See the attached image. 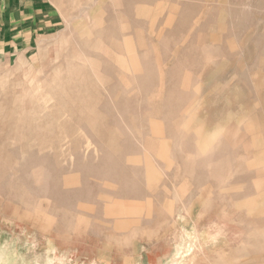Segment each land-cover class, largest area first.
I'll use <instances>...</instances> for the list:
<instances>
[{
	"label": "rangeland",
	"instance_id": "1",
	"mask_svg": "<svg viewBox=\"0 0 264 264\" xmlns=\"http://www.w3.org/2000/svg\"><path fill=\"white\" fill-rule=\"evenodd\" d=\"M29 1L35 2L33 7L38 11L30 16L40 24L29 30L30 36H24L29 37L25 46H0V264H264V0ZM112 3L120 8L115 9ZM194 20L198 22L192 23ZM124 22L131 31L122 25ZM119 42L122 47H117ZM145 57L150 61L146 60V65ZM117 59L120 66L122 60L121 67ZM185 59L190 62L187 64ZM142 67L151 78L145 77L148 74L144 75ZM118 68L122 73L125 69L126 75ZM132 74L144 75V81ZM104 78L112 82L107 84ZM102 80L106 86L100 85ZM128 84L130 88L125 90ZM152 125L157 133L151 130ZM160 129L163 136H155L160 135ZM126 143L132 145L122 150ZM31 149L39 156L35 154L33 159L41 165L32 160ZM21 156L26 163L19 160ZM36 165L42 167V175ZM12 167L20 168L16 171L20 170L21 175H15ZM33 170L39 172L34 173L36 178ZM24 171L34 175L35 179L31 178L35 181L28 176L24 180ZM155 174L159 175L154 178ZM38 176L43 179L40 184L36 183L41 180ZM256 178L262 179L256 182ZM112 179L118 181L111 183ZM121 185L127 188L123 191ZM196 185L200 187L196 189ZM142 193L145 202L140 198ZM69 195L80 199L77 197L73 205L75 200ZM59 197L63 198L61 203L54 200ZM94 197L99 201L98 208ZM95 207L101 213L94 211ZM255 212L257 215H253Z\"/></svg>",
	"mask_w": 264,
	"mask_h": 264
},
{
	"label": "bare ground",
	"instance_id": "2",
	"mask_svg": "<svg viewBox=\"0 0 264 264\" xmlns=\"http://www.w3.org/2000/svg\"><path fill=\"white\" fill-rule=\"evenodd\" d=\"M117 1H118V0H117ZM140 1H141V0H140ZM140 1L138 0L137 2H140ZM145 1H146V0H145ZM145 1H144V2H145ZM166 1H167V0H166ZM123 2H125V1L123 0ZM133 2H134V1H133ZM156 2H158V1H156ZM160 2H161V1H160ZM160 2H158V4H159ZM162 2H163V1H162ZM115 3H116V2H115ZM119 3H120V2H119ZM127 3H128V2H127ZM129 3H130V2H129ZM147 3H148V2H147ZM147 3H146V4H147ZM168 3H169V2H168ZM112 4H113V3H112ZM117 4H118V3H117ZM117 4H116V5H117ZM144 4H145V3H144ZM144 4H143V5H144ZM240 4H241V3H240ZM128 5H129V4H128ZM132 5H133V4H132ZM143 5H142V7H143ZM150 5H151V4H150ZM113 6H114L115 9L120 8L119 5H117V7H115V4H113ZM153 6H154V5H153ZM168 7H169V6H168ZM175 7H176V6H175ZM177 9H178V8H177ZM187 10H188V9H187ZM149 11H150L149 13H151V9H149ZM183 11H184V10H183ZM225 11H226V10H225ZM239 11H240V10H239ZM133 12H134V10H133ZM198 12H199V14H200V11H199V10H198ZM229 12H230V11H229ZM241 12H242V11H241ZM130 13L132 14L131 11H130ZM142 13H144V12H142ZM142 13H141V16H142ZM146 13H148V9L146 10ZM181 13H182V12H181ZM220 13H221V12H220ZM238 13H239V12H238ZM170 14H171V13H170ZM187 14H188V13H187ZM199 14H198V16H199ZM225 14H226V13H225ZM114 15H115V14H114ZM132 15H133V14H132ZM134 15H135V14H134ZM223 15H224V14H223ZM223 15H222V16H223ZM238 15H239V14H238ZM240 15H241V14H240ZM172 16H174V15L172 14ZM177 16H178V15H177ZM183 16H184V15H183ZM195 16H196V15H195ZM250 16H251V15H250ZM147 17H148V16H147ZM181 17H182V16H181ZM187 17H188V16H187ZM140 18H141V17H140ZM178 18H179V17H178ZM185 18H186V17H185ZM134 19H137V18H134ZM155 19H156V18H154V21H156ZM164 19H165V18H164ZM195 19H197V18H195ZM199 19H200V18H199ZM205 19H206V18H205ZM205 19H204V20H205ZM231 19H233V18H231ZM249 19H250V18H249ZM249 19H248V20H249ZM126 20H127V18H126ZM152 20H153V19H152ZM152 20H151V21H152ZM183 20H184V19H183ZM190 20H191V18H190ZM204 20H203V21H204ZM109 21H110V20H109ZM109 21H108V22H109ZM144 21H146V20H144ZM147 21H148V20H147ZM168 21H169V19H168ZM195 21H196V20L192 21V23H194ZM117 22H119V21H117ZM126 22H128V21H126ZM126 22H124L125 25H124V24H122V25H123V26H126V25H127ZM152 22H153V21H152ZM163 22H164V21H163ZM165 22H166V21H165ZM179 22H180V19H179ZM196 22H198V21H196ZM196 22H195V24H196ZM200 22H201V21H200ZM114 23H115V21H114ZM166 23H167V22H166ZM243 23H244V22H243ZM167 24H168V23H167ZM178 24H179V23H178ZM199 24H200V23H199ZM199 24H198L197 27H199ZM230 24H231V23H230ZM246 24H247V23H246ZM246 24H245V26H246ZM118 25H119V24H118ZM120 25H121V24H120ZM120 25H119V26H120ZM122 25H121L120 27H122ZM185 25H186V24H185ZM185 25H184V26H185ZM190 25H191V24H190ZM240 25H241V24H240ZM104 26H105V25H104ZM119 26H118V27H119ZM192 26H193V25H192ZM195 26H196V25H195ZM224 26H225V25H224ZM127 27H128V29L130 28V26H128V25H127ZM173 27H174V26H173ZM193 27H194V26H193ZM226 27H227V26H226ZM117 29H118V28H117ZM119 29H120V28H119ZM122 29H123V31L126 30V29H124V27H122L121 30H122ZM182 29H183V28H182ZM190 29H191V28H190ZM203 29H204V28H203ZM241 29H242V28H241ZM244 29H246V28H244ZM101 30H102V29H101ZM129 30H130V29H129ZM168 30H170V29H168ZM193 30H194V29H193ZM199 30H200V28H199ZM223 30H224V29H223ZM119 31H120V30H119ZM130 31H131V30H130ZM130 31H129V33H130ZM133 31H135V30L133 29ZM179 31H180V30H179ZM187 31H188V30H187ZM195 31H196V30H195ZM195 31H194V32H195ZM243 31H244V30H243ZM100 32H101V31H100ZM103 32H104V31H103ZM158 32H159V31H158ZM167 32H168V31H167ZM188 32H189V31H188ZM192 32H193V31H192ZM197 32H198V31H197ZM241 32H242V31H241ZM124 33H126V32H124ZM154 33H156V32H154ZM161 33H162V32H161ZM163 33H164V32H163ZM172 33H173V32H172ZM198 33H199V32H198ZM220 33H221V32H220ZM263 33H264V32H263ZM119 34L121 35V32H120ZM136 34H137V33H136ZM157 34H158V33H156L155 36H157ZM164 34H165V33H164ZM191 34H192V33H191ZM225 34H226V33H225ZM100 35H101V33H100ZM159 35H160V34H159ZM166 35H167V34H165V36H166ZM176 35H177V34H176ZM239 35H240V34H239ZM260 35H261V34H260ZM102 36H103V35H102ZM108 36H109V35H108ZM170 36H171V35H170ZM174 36H175V35H174ZM189 36H190V35H189ZM225 36H227V35H225ZM228 36H229V35H228ZM236 36H238V35H236ZM261 36H263V35H261ZM112 37H113V36H112ZM120 37H121V36H120ZM122 37H125V36L122 35ZM152 37H153V36H152ZM161 37H162V35H161ZM161 37H160V38H161ZM177 37H178V35H177ZM177 37H175V38H176V39H179V38H177ZM191 37H192V36H191ZM191 37H190V38H191ZM222 37H223V36H222ZM240 37H241V36H240ZM240 37H239V38H240ZM263 37H264V36H263ZM149 38H150V37H149ZM154 38H155V37H154ZM158 38H159V37H158ZM237 38H238V37H237ZM110 39L116 41V40L113 39V38H110ZM180 39H181V38H180ZM220 39H221V38H220ZM220 39H219V40H220ZM258 39H259V37H257L256 40H258ZM112 40H111V41H112ZM119 40H120V39H119ZM159 40H160V39H159ZM235 40H236V39H235ZM107 41H108V40H107ZM114 41H113V42H114ZM121 41H122V39H121ZM121 41H120V42H121ZM182 41H183V39H182ZM239 41H240V40H239ZM242 41H243V38H242ZM242 41H241V42H242ZM113 42H110V43H113ZM116 42H117V41H116ZM120 42H119V43H120ZM158 42H159V41L157 40V43H158ZM173 42H174V40H173ZM179 42H180V40H179ZM184 42H185V40H184ZM187 42H188V41H187ZM187 42H186V43H187ZM191 42H192V39H191V41H190L189 43H191ZM193 42H194V41H193ZM219 42H220V41H219ZM221 42H222V41H221ZM110 43H109V44H110ZM121 43H122V42H121ZM121 43L119 44L120 46H117V47H122V46H121ZM159 43H160V42H159ZM180 43H181V42H180ZM224 43H225V42H224ZM115 44H117V43H115ZM222 44H223V43H222ZM237 44H238V42H237ZM191 45H192V43H191ZM191 45H190V47H191ZM217 45H218V44H217ZM229 45H230V44H229ZM240 45H241V44H240ZM254 45H255V44H254ZM112 46L115 47V46H114V43H113ZM112 46H110V47L113 48ZM167 46H168V45H167ZM171 46H173V45H171ZM179 46H180V44H179ZM197 46H198V45H197ZM197 46H196V48H197ZM236 46H237V45H236ZM252 46H253V45H252ZM165 47H166V46H165ZM218 47H219V46H218ZM224 47H225V46H224ZM237 47H238V46H237ZM258 47L261 48V46H258ZM194 48H195V47H194ZM196 48H195V49H196ZM200 48H201V47H200ZM206 48H208V47H206ZM212 48H213V47H212ZM214 48H215V47H214ZM238 48H239V47H238ZM106 49H107V48H106ZM135 49H136V48H135ZM164 49H166V48H164ZM168 49H169V48H168ZM228 49H230V48H228ZM231 49H232V48H231ZM257 49H258V48H257ZM113 50H115V48H114ZM119 50H120V49H119ZM180 50H181V49H180ZM183 50H184V49H183ZM196 50H197V49H196ZM196 50H195V51H196ZM199 50H200V49H199ZM199 50H198V51H199ZM210 50L212 51L211 48H210ZM220 50H221V49H220ZM135 51H137V50H135ZM185 51H186V50H185ZM187 51H188V50H187ZM187 51H186V52H187ZM192 51H193V50H192ZM198 51H196V52H198ZM221 51H222V50H221ZM258 51H259V50H258ZM115 52H117L118 54H120V53H119L118 51H116V50H115ZM120 52H121V50H120ZM123 52H124V50H123ZM144 52H145V51H144ZM167 52H168V50H167ZM235 52H236V50H235ZM136 53H137V52H136ZM182 53H183V52H182ZM182 53H181V54H182ZM187 53H188V52H187ZM191 53H192V52H191ZM193 53H195V52L193 51ZM212 53H213V52H212ZM224 53H225V52H224ZM230 53H233V51L230 52ZM237 53H238V52H237ZM258 53H259V52H258ZM258 53H257V54H258ZM168 54H169V53H168ZM184 54H185V53H184ZM198 54L200 55L201 53H198ZM216 54H217V53H216ZM222 54H223V53H222ZM222 54H220V55H222ZM114 55H115V54H114ZM123 55H124V54H123ZM140 55H141V54H140ZM143 55H144V53H143ZM188 55H189V54H188ZM188 55H187V56H188ZM194 55H195V54H194ZM232 55H233V54H232ZM258 55H259V54H258ZM263 55H264V54H263ZM115 56H118V55H115ZM196 56H197V55H196ZM212 56H213V55H211V58H212ZM234 56H235V55H234ZM118 57H119V56H118ZM126 57H127V56H126ZM137 57L140 58L141 60L144 59V58H141V57H143V56H139V55H138ZM194 57H195V56H193V58H194ZM213 57H215V56H213ZM223 57H224V56H223ZM258 57H259V56H258ZM115 58H116V57H115ZM115 58H114V62H115V60H116ZM182 58H183V57H182ZM195 58H196V57H195ZM204 58H205V57H204ZM209 58H210V57H209ZM209 58H208V59H209ZM230 58H231V57H230ZM118 59H119V58H118ZM118 59H117V62H116V63H118ZM127 59H128V58H127ZM140 59H139V61H140ZM175 59H176V58H175ZM177 59H178V58H177ZM187 59H188V58H187ZM200 59H201V58H200ZM219 59H220V61H221V56H219ZM232 59H233V57H232ZM234 59H236V57H235ZM234 59H233V60H234ZM253 59H254V58H253ZM258 59H259V58H258ZM258 59H257V60H258ZM119 60H120V59H119ZM146 60L148 61V58L145 57V61H144V63L146 62ZM183 60H184V59H183ZM185 60H186V59H185ZM192 60H193V59H192ZM194 60H195V59H194ZM202 60H203V59H202ZM202 60H199V61L202 62ZM206 60H207V59H206ZM209 60H210V59H209ZM209 60H208V61H209ZM233 60H232V61H233ZM255 60H256V59H255ZM260 60H261V59H260ZM104 61H105V60H104ZM110 61H111V60H110ZM123 61H125V60H123ZM142 61H143V60H142ZM163 61H164V60H163ZM166 61H168V60H166ZM187 61L190 62V60H186V63H187ZM195 61H196V60H195ZM208 61H207V62H208ZM114 62H113V63H114ZM120 62H121V66H122V60H121ZM130 62H131V61H130ZM169 62H170V61H169ZM196 62H197V61H196ZM203 62H204V61H203ZM205 62H206V61H205ZM224 62H225V61H224ZM227 62H228V61H227ZM111 63H112V62H111ZM111 63H110V64H111ZM116 63H115V64H116ZM123 63H126V61L123 62ZM128 63H129V62H128ZM140 63H141V62H140ZM142 63H143V62H142ZM147 63H150V61H148ZM165 63H166V62H165ZM165 63H164V64H165ZM172 63H173V62H172ZM175 63H176V62H175ZM191 63H192V61H191ZM194 63H195V62H194ZM209 63H210V62H209ZM209 63H208V64H209ZM254 63H255V62H254ZM108 64H109V63H108ZM151 64H152V63H151ZM187 64H188V63H187ZM206 64H207V63H206ZM101 65H102V64H101ZM111 65L113 66V64H111ZM117 65L120 66V63H118ZM145 65H146V63H145ZM149 65H150V64H149ZM175 65H176V64H175ZM185 65H186V64H185ZM197 65H198V63H197ZM200 65H202V64H200ZM261 65H262V64H261ZM263 65H264V64H263ZM263 65H262V66H263ZM70 66H71V65H70ZM73 66H74V65H73ZM109 66H110V65H109ZM121 66H120V67H121ZM143 66H144V65H143ZM191 66L194 67L193 65H191ZM191 66H190V67H191ZM213 66H214V65H213ZM213 66H211V67H213ZM78 67H79V66H78ZM78 67H77V69H78ZM125 67H126V65H125ZM127 67H128V66H127ZM145 67H146V66H145ZM152 67H153V66H151V68H152ZM186 67H187V66H186ZM188 67H189V66H188ZM249 67H250V66H249ZM253 67H254V66H253ZM253 67H252V68H253ZM75 68H76V67H75ZM81 68H82V67H81ZM129 68H130V67H129ZM177 68H178V67H177ZM183 68H184V67H183ZM199 68H200V67H199ZM202 68H203V66H202ZM237 68H238V67H237ZM257 68H258V67H257ZM102 69H103V68H102ZM122 69H123V68H122ZM149 69H150V68H149ZM149 69H148V70H149ZM186 69H187V68H186ZM191 69H192V71L194 70L193 68H191ZM210 69H211V68H210ZM79 70L81 71V69H79ZM118 70H120V69L118 68ZM127 70H129V69H127ZM142 70H145V71H143V72H145L144 75H145V74H148V75H145V77H146V76H149V77L151 76V74L148 73V71L146 70V68H143V67H142ZM153 70H154V68H153ZM173 70H174V69H173ZM184 70H185V69H184ZM200 70H201V68H200ZM203 70L206 71L205 69H203ZM263 70H264V69H263ZM120 71H121V73H122V70H120ZM146 71H147V72H146ZM170 71H171V70H170ZM192 71H191V72H192ZM194 71H195V70H194ZM207 71H208V70H207ZM246 71H247V70H246ZM102 72H103V71H102ZM106 72H107V71H105V73H106ZM108 72H109V71H108ZM131 72H132V70H131ZM150 72H152V69H151ZM164 72H166V71H164ZM178 72H179V71H178ZM178 72H177V73H178ZM180 72H181V71H180ZM197 72H199V70H198ZM200 72H202V71H200ZM242 72H243V71H242ZM76 73H77V70H76ZM79 73H80V72H79ZM110 73H111V72H110ZM115 73H116V72H115ZM173 73H174V72H173ZM175 73H176V72H175ZM177 73H176V74H177ZM192 73H193V72H192ZM195 73H196V72H195ZM205 73L207 74V72H205ZM91 74H92V73H91ZM102 74H103V73H102ZM108 74H109V73H108ZM116 74H118V73H116ZM122 74H125V75H126V73H125V69H124V72H123ZM141 74H142V73H141ZM196 74H197V73H196ZM203 74H204V73H203ZM203 74H202V76H204ZM106 75H107V74H106ZM119 75H120V73H119ZM144 75H142V76L140 75V77H141L142 79H141L138 75H136V76H137V79H138V77H139V79L143 80V79H144V77H143ZM169 75H170V73H169ZM174 75H175V74H174ZM216 75H217V74H216ZM93 76H94V74H93ZM100 76H101V75H100ZM104 76H105V75H104ZM111 76H112V75H111ZM111 76H110V77H111ZM121 76H122V75H121ZM121 76H118V77H121ZM132 76H133V77H136V76H134L133 74H132ZM132 76H131V77H132ZM170 76H171V75H170ZM175 76H177L178 78L180 77L179 74H178V75H175ZM202 76H201V77H202ZM233 76H235V75H233ZM94 77H95V76H94ZM123 77H125V76H123ZM126 77H127V76H126ZM129 77H130V76H129ZM129 77H128V78H129ZM133 77H132V78H133ZM149 77H147L146 82L149 81V80H148ZM238 77H239V75H238ZM244 77L247 78L245 75H244ZM97 78H98V77H97ZM97 78H95V79H97ZM102 78H103V76H102ZM105 78L107 79L108 77L106 76ZM105 78H104V79H105ZM150 78H151V77H150ZM152 78L154 79L155 77H152ZM171 78H175V77L171 76ZM171 78H170V80H169V79H168V80L171 81ZM236 78H237V77H236ZM100 79H101V78H100ZM106 79H105V81H104L105 83L107 82V84H108V82H112V81H110V80H111L110 78H109L108 81H106ZM122 79H123V78H122ZM240 79H243V77L241 76ZM247 79H248V78H247ZM118 80H120V79H118ZM244 80L246 81V79H244ZM67 81H68V80H67ZM93 81H94V80H93ZM143 81H144V80H143ZM155 81H156V79H155ZM173 81H174V80H173ZM225 81H226V80H225ZM238 81H239V79H238ZM76 82H77V81H76ZM94 82H95V81H94ZM96 82H97V80H96ZM96 82H95V84H96ZM104 82H103V80H102V82H101V83L99 82V83H100V85L102 86V83L104 84ZM114 82H115V81H114ZM116 82H117V81H116ZM130 82H131V81H130ZM134 82H135V81H134ZM134 82H133V83H134ZM138 82H140V80H139ZM153 82H154V81H153ZM246 82L249 83L248 80H247ZM250 82H251V81H250ZM255 82H257V81H255ZM70 83H71V82H70ZM92 83H93V82H92ZM131 83H132V82H131ZM168 83H169V82H168ZM171 83H172V82H171ZM79 84H80V83H79ZM79 84H78V85H79ZM86 84H87V81H86ZM95 84H94V85H95ZM97 84H98V83H97ZM111 84H113V83H111ZM118 84H119V83H118ZM125 84H126V83H125ZM129 84H130V83H129ZM129 84H128V86H127L128 88L124 87V89L126 88L125 90H127V89L130 88V87H129ZM134 84H135V83H134ZM144 84H145V82H144ZM154 84H155V83H154ZM154 84H153V85H154ZM169 84H170V83H169ZM226 84H227V83H226ZM241 84H242V83H241ZM69 85H70V84H69ZM88 85H89V84H88ZM91 85H92V84H91ZM104 85H105V84H104ZM104 85H103V87H104ZM149 85H150V84H149ZM177 85H178V84H177ZM247 85H248V84H247ZM252 85H253V83L250 85V87H251ZM63 86H64V85H63ZM73 86H74V85H72V87H73ZM80 86H81V85H80ZM96 86H97V85H96ZM96 86H93V87H96ZM105 86H106V85H105ZM114 86H115V85H114ZM146 86H147V84H146ZM151 86H152V85H151ZM225 86H226V85H225ZM235 86H237V85H235ZM90 87H92V86H90ZM136 87H139V86H136ZM223 87H224V86H223ZM232 87H233V86H232ZM64 88H65V87H64ZM67 88H68V87H67ZM74 88H75V87H74ZM74 88H73V89H74ZM87 88H88V87H87ZM87 88H86V89H87ZM104 88H106V87H104ZM104 88H103V89H104ZM117 88H118V87H117ZM139 88H140V87H139ZM139 88H138V89H139ZM141 88H142V87H141ZM148 88H149V87H148ZM175 88H176V87H175ZM230 88H231V87H230ZM234 88H235V87H234ZM244 88H245V87H244ZM246 88H248V87H246ZM252 88H253V87H252ZM69 89H70V88H69ZM76 89H77V88H76ZM106 89H107V88H106ZM111 89H112V88H111ZM133 89H135V88H133ZM136 89H137V88H136ZM145 89H146V88H145ZM239 89H241V88H239ZM70 90H72V88H71ZM88 90H89V89H88ZM140 90H141V89H140ZM151 90H152V89H151ZM260 90H261V89H260ZM76 91H77V90H76ZM85 91H86V90H85ZM141 91H142V90H141ZM146 91H147V90H146ZM171 91H172V90H171ZM247 91H248V90H247ZM249 91H250V90H249ZM73 92H74V91H73ZM73 92H72V93H73ZM78 92H79V91H78ZM95 92H97V91H94V93H95ZM105 92H106V91H104V93H105ZM122 92H123V91H122ZM250 92H251V91H250ZM80 93H81V92H80ZM82 93H83V90H82ZM133 93H136V92L134 91ZM86 94H87V93H86ZM88 94H90V90H89V93H88ZM166 94H167V93H166ZM71 95H72V94H71ZM93 95H94V94H93ZM129 95L131 96L132 94L130 93ZM129 95H128L127 97H129ZM170 95H171V94H170ZM0 96H1V95H0ZM74 96H75V95H74ZM74 96H73V97H74ZM76 96H78V94H77ZM80 96H81V95H80ZM84 96H86V95H84ZM96 96H97V95H96ZM168 96H169V95H168ZM82 97H83V96H82ZM87 97H88V96H87ZM107 97H108V96H107ZM131 97H132V96H131ZM138 97H139V96H138ZM138 97L136 96V98H138ZM257 97H258V96H257ZM94 98H95V95H94ZM133 98H134V97H133ZM139 98L142 99L141 97H139ZM0 99H1V98H0ZM72 99H73V98H72ZM76 99H77V97H76ZM98 99H99V98H98ZM134 99H135V98H134ZM143 99H144V98H143ZM82 100H83V99H81L80 102H81ZM93 100H94V99H93ZM138 100H139V99H138ZM138 100H137V101H138ZM262 100H263V98H262ZM2 101H3V100H2ZM2 101H1V102H2ZM95 101H96V100H95ZM147 101H148V100H147ZM149 101H150V100H149ZM168 101H169V100H168ZM168 101H167V102H168ZM75 102H77V101H74V103H75ZM83 102H84V101H83ZM135 102H136V100H135ZM135 102H133V103H135ZM143 102H144V100H143ZM257 102H258V101H257ZM263 102H264V101H263ZM13 103H14V102H13ZM136 103H137V102H136ZM136 103H135V104H136ZM147 103H148V102H147ZM147 103H146V104H147ZM176 103H177V102H176ZM90 104H92V103H90ZM131 104H132V103H131ZM135 104H134V105H135ZM140 104L142 105V103H140ZM160 104H161V103H160ZM160 104H159V106L162 107L163 104H162V106H161ZM165 104H166V103H165ZM179 104H180V103H179ZM252 104H254V103L252 102ZM262 104H263V103H262ZM0 105H2V103H0ZM17 105H18V104H17ZM31 105H32V104H31ZM73 105H75V104H73ZM88 105H89V103H88ZM132 105H133V104H132ZM138 105H139V103H138ZM144 105H145V104H144ZM144 105H143V106H144ZM151 105H152V104H151ZM167 105H168V104H167ZM185 105H186V104H185ZM35 106H36V105H35ZM35 106H34V107H35ZM76 106H77V105H76ZM154 106H156V105H154ZM164 106H165V105H164ZM253 106H254V105H253ZM259 106H260V103H259L258 107H259ZM139 107H140V106H139ZM139 107H138V108H139ZM156 107H157V106H156ZM160 107H159V108H160ZM182 107H183V106H182ZM187 107H188V106H187ZM210 107H211V106H210ZM2 108H3V106H2ZM2 108H1V106H0V109H2ZM17 108H18V107H17ZM35 108L38 110L37 107H35ZM177 108H178V107H177ZM262 108H263V107H262ZM4 109H5V108H4ZM4 109H3V110H4ZM134 109H135V108H134ZM134 109H132V110H134ZM152 109H153V107H152ZM162 109H163V108H162ZM166 109H167V108H166ZM178 109H180V108H178ZM254 109H255V108H254ZM256 109H257V108H256ZM263 109H264V108H263ZM5 110H6V109H5ZM22 110H23V109H22ZM30 110H31V109H30ZM137 110H138V109H137ZM157 110H160V109L157 108ZM180 110H181V109H180ZM180 110H179V112H180ZM184 110H185V109H184ZM187 110H188V109H187ZM24 111H25V110H24ZM31 111H34V110H31ZM129 111H130V110H129ZM134 111H135V110H134ZM152 111H153V110H152ZM154 111H155V110H154ZM161 111H163V110H161ZM7 112L9 113V111H7ZM34 112H35V111H34ZM261 112H262V111H261ZM13 113H14V112H13ZM138 113H139V112H138ZM147 113H148V112H147ZM149 113H150V112H149ZM169 113H170V112H169ZM173 113H174V111H173ZM262 113H263V112H262ZM9 114H10V113H9ZM11 114H12V113H11ZM107 114H108V113H107ZM124 114H125V113H124ZM167 114H168V113H167ZM185 114H186V111H185ZM0 115H1V114H0ZM5 115H6V114H5ZM13 115H14V114H13ZM13 115H12V116H13ZM125 115H127V113H126ZM138 115H139V114H138ZM151 115H152V113H151ZM172 115H173V114H172ZM262 115H263V114H262ZM64 116H65V115H64ZM110 116H111V115H110ZM110 116H109V118H111ZM128 116H129V115H128ZM128 116H126V117H128ZM135 116H136V115H135ZM140 116H141V115H140ZM140 116H139V117H140ZM142 116H143V115H142ZM144 116H145V114H144ZM146 116H147V115H146ZM182 116H184V113H183ZM186 116H187V114H186ZM3 117H4V116H3ZM13 117H14V116H13ZM129 117H131V116H129ZM129 117H128V118H129ZM132 117H133V116H132ZM132 117H131V118H132ZM136 117H137V116H136ZM147 117H149V116H147ZM165 117H167V115H166ZM168 117H169V116H168ZM179 117H180V116H179ZM1 118H2V117H1ZM5 118H6V117H5ZM19 118H20V117H19ZM42 118L44 119V117H42ZM117 118H119V117H117ZM137 118H138V117H137ZM142 118H143V117H142ZM142 118H141V119H142ZM145 118H146V117H145ZM170 118H171V117H170ZM176 118H177V117H176ZM39 119H41V118H40V115H39L38 120H39ZM139 119H140V118H139ZM141 119H140V120H141ZM143 119H144V118H143ZM165 119H166V118H165ZM2 120H3V119H2ZM115 120H116V119H115ZM140 120H139V122H140ZM146 120H147V119H146ZM167 120H168V118H167ZM180 120H181V119H180ZM180 120L178 119V121H180ZM40 121H41V120H40ZM43 121H44V120H43ZM110 121H111V120H110ZM117 121H118V120H117ZM170 121H171V120H170ZM172 121H173V120H172ZM172 121L170 122L171 124H172ZM27 122H28V119H27ZM32 122H33V121H32ZM37 122H38V121H37ZM41 122H42V121H41ZM119 122H120V121H118V123H119ZM146 122H147V121H146ZM173 122H174V121H173ZM9 123H10V121H9ZM118 123H117V124H118ZM148 123H149V121H148ZM179 123H180V122H179ZM27 124H28V123H27ZM35 124H36V122H35ZM114 124H115V123H114ZM117 124H116V125H117ZM167 124H169V121H167ZM242 124H243V123H242ZM13 125H14V124H13ZM36 125H37V124H36ZM158 125H159V124H158ZM173 125H174V124H173ZM178 125H179V124H178ZM180 125H181V124H180ZM180 125L177 126V127L179 128ZM9 126H10V125H9ZM33 126H34V125H33ZM153 126H154V125H152V127H153ZM36 127H37V126H36ZM157 127H158V126H157ZM175 127H176V125H175ZM177 127H176V129H178ZM37 128H38V127H37ZM39 128H40V127H39ZM78 129H79V128H78ZM158 129H159V127H158ZM166 129H167V128H166ZM179 129H180V128H179ZM8 130H9V129H8ZM35 130H36V129H35ZM35 130H34V131H35ZM37 130H38V129H37ZM37 130H36V131H37ZM151 130H154V127H153ZM263 130H264V128H263ZM34 131H33V132H34ZM38 131L41 132V130H38ZM175 131H177V130H175ZM25 132H26V131H25ZM154 132L157 133L156 130H154ZM161 132H162V129H160V132L158 133V134H160V135L155 134V136H161V135L163 136V133H161ZM163 132H164V131H163ZM242 132L245 133L244 131H242ZM1 133H2V132H1ZM34 133H36V132H34ZM152 133H153V132H152ZM164 133H166V130H165ZM263 133H264V131H263ZM30 134H31V133H30ZM153 134H154V133H153ZM241 134H242V133H241ZM241 134H240V135H241ZM36 135H37V134H36ZM36 135H35V136H36ZM38 135H39V134H38ZM124 135H125L126 137H128L127 134H123V136H124ZM167 135H168V138H169V135H171V134H168V132H167ZM167 135H166V136H167ZM243 135H244V134H242L241 136H242V137H245V136H243ZM245 135H246V134H245ZM20 136H21V135H20ZM33 136H34V135L32 134V138H33ZM78 136H80V135H78ZM153 136H154V135H153ZM16 137H17V136H16ZM30 137H31V136H30ZM242 137H241V139H244V138H242ZM247 137H248V136L246 135L245 139H246ZM249 137H250V136H249ZM20 138H21V137H20ZM22 138H23V137H22ZM38 138H39V137H38ZM118 138H119V137H118ZM184 138H185V137H184ZM7 139H8V138H7ZM17 139H18V138H17ZM121 139H123V138L121 137ZM125 139L127 140L128 138H125ZM169 139H170V138H169ZM245 139H244V140H245ZM247 139H248V138H247ZM247 139H246V140H247ZM34 140H35V139H34ZM128 140H129V139H128ZM130 140H131V139H130ZM175 140H176V139H175ZM244 140H243V141H244ZM184 141H185V139H184ZM31 142H32V141H31ZM37 142H38V141H37ZM125 142H126V141H125ZM127 142H129V141H127ZM160 142H161V141H160ZM171 142H172V139H171ZM185 142H186V141H185ZM208 142H209V140L206 141V143H208ZM38 143H39V142H38ZM235 143H236V142H235ZM235 143H234V144H235ZM242 143H243V142H242ZM258 143H259V142H258ZM260 143L262 144V142H260ZM17 144H18V143H17ZM121 144H122V143H121ZM121 144H120V145H121ZM123 144H125V143H123ZM128 144H129V143H128ZM128 144L126 143V145H125L124 147H121L122 150H127L128 148H130V146H128V148H127V145H128ZM193 144H194V143H193ZM203 144H204V143H203ZM203 144H202V145H203ZM240 144H241V143H240ZM31 145H32V144H31ZM35 145H36V144H35ZM35 145H34V146H35ZM38 145H39V144H38ZM88 145H89V144H88ZM129 145H132V144L130 143ZM162 145H163V144H162ZM204 145H205V144H204ZM225 145H226V144H225ZM235 145H236V144H235ZM242 145H243V144H242ZM12 146H13V145H12ZM12 146H11V147H12ZM36 146H37V145H36ZM36 146H35V147H36ZM160 146H161V144H160ZM223 146H224V145H223ZM227 146H228V145H227ZM238 146H239V145H238ZM13 147H14V146H13ZM16 147H17V146H16ZM30 147H31V146H30ZM35 147H34V148H35ZM38 147H39V146H38ZM83 147H84V146H83ZM194 147H195V148H192V146H191L192 149L197 150V149H196V146H194ZM203 147H204V146H203ZM235 147H236V146H235ZM17 148H18V147H17ZM24 148H26V147H24ZM27 148H28V147H27ZM31 148H33V147H31ZM36 148H37V147H36ZM36 148H35V149H36ZM126 148H127V149H126ZM177 148H178V147H177ZM233 148H234V147H232L231 149H233ZM238 148H239V147H238ZM28 149H29V148H28ZM28 149H27V150H28ZM35 149H34V150H35ZM37 149H39V151H40V148H37ZM175 149H176V148H175ZM175 149H174V150H175ZM179 149H180V148H179ZM181 149H183V148H181ZM31 150L33 151V149H31ZM165 150H166V149H165ZM188 150H189V149H188ZM188 150H187V151H188ZM226 150H227V149H226ZM226 150H225V151H226ZM191 151H192V150H191ZM233 151H234V150H233ZM241 151H242V150H241ZM246 151H247V150H246ZM19 152H20V150H19ZM145 152H146V151H145ZM145 152H144V153H145ZM164 152H165V151H164ZM178 152H179V151H178ZM195 152H196V151H195ZM229 152H230V149H229ZM237 152H238V151H237ZM249 152H251V151H249ZM14 153H16V152H14ZM25 153H26V151H25ZM196 153H197V152H196ZM222 153H223V152H222ZM230 153H231V152H230ZM235 153H236V152H235ZM247 153H248V151H247ZM0 154H1V153H0ZM17 154H18V153H17ZM29 154H32V152L29 151ZM33 154H34V155H33ZM33 154H32V160L34 161V163L37 161V162L35 163V164H37L39 161L36 160V159H35V160H36V161H35V160L33 159V157H35V154H36V153H34V151H33ZM176 154H177V152H176ZM198 154H200V152H198ZM261 154L264 155L263 153H261ZM13 155H14V154H13ZM18 155H19V154H18ZM18 155H17V156H18ZM20 155H21V154H20ZM36 155L38 156V154H36ZM146 155H147V154H146ZM178 155H179V154H178ZM236 155H238V154H236ZM3 156H4V155H3ZM25 156H26V155H25ZM28 156H31V155H28ZM37 156H36V157H37ZM148 156H149V155H148ZM184 156H185V155H184ZM36 157H35V158H36ZM38 157H39V156H38ZM175 157H176V156H175ZM177 157H178V156H177ZM177 157H176V158H177ZM180 157H181V156H180ZM230 157H231V155H230ZM238 157H241V156H238ZM14 158H15V157H14ZM18 158H19V160L21 159L20 161L23 160V159H22V156H21V158H20V157H18ZM25 158H26V157H25ZM28 158H30V157H28ZM145 158H146V157H145ZM182 158H183V157H181V159H182ZM186 158L188 159V157H186ZM231 158H233V156H232ZM255 158H256V157H255ZM9 159H10V158H9ZM15 159H16V158H15ZM37 159H38V158H37ZM148 159H149V158H148ZM187 159H186V160H183V163H184L185 161L187 162ZM26 160H27V158H26ZM29 160H30V159H29ZM41 160H42V159H41ZM41 160H40V161H41ZM177 160H179V158L176 159V161H177ZM234 160H236L235 157H234ZM238 160H241V158L238 159ZM254 160H256V159H254ZM23 161H24V160H23ZM46 161H48V160H46ZM94 161H95V160H94ZM181 161H182V160H181ZM14 162H15V161H14ZM17 162H18V160H17ZM17 162H16V164H18ZM27 162H28V161H27ZM31 162H32V161L30 160L29 163H31ZM49 162H50V161H49ZM124 162H125V160H124ZM171 162H172V161H171ZM233 162H234V161H233ZM233 162H232V164H233ZM243 162H244V161H243ZM24 163H26V162L24 161ZM179 163H180V162H179ZM190 163H191V162H190ZM4 164H5V163H4ZM4 164H3V165H4ZM8 164H11V162H10V163L8 162L7 165H8ZM43 164H44V163H43ZM180 164H182V163H180ZM232 164L229 163L230 167L232 166ZM249 164H250V163H249ZM255 164H256V163H255ZM3 165H2V166H3ZM14 165H15V164H14ZM19 165H21V164H19ZM38 165H41V163H38ZM38 165H36V167H37ZM111 165H113V164H111ZM111 165H110V166H111ZM114 165H115V164H114ZM114 165H113V166H114ZM229 165L227 164V166H229ZM244 165H245V164H244ZM24 166H25V165H24ZM24 166H23V167H24ZM29 166H30V165H29ZM29 166H28V167H29ZM149 166H150V164H149ZM184 166H185V165H184ZM184 166H182V167L184 168ZM187 166H188V165H187ZM245 166H247V165H245ZM9 167H10V165H9ZM14 167H16V165H15ZM18 167H20V166H18ZM18 167H17V168H18ZM28 167H27V168H28ZM36 167H35V169H38V167H37V168H36ZM39 167H40V166H39ZM56 167L59 168V166H56ZM108 167H109V166H108ZM133 167H134V166H133ZM142 167H144V165H143ZM182 167H181V168H182ZM4 168H5V167H4ZM17 168H16V169H17ZM20 168H21V169H20ZM20 168H18V169L22 170V166H21ZM25 168H26V167H24V170H25ZM41 168H42V167H41ZM41 168H39L37 171L41 170ZM58 168H57V169H58ZM136 168H137V167H136ZM140 168H141V167H138L139 170H141ZM150 168H151L150 170H153V169H154V167H150ZM152 168H153V169H152ZM191 168H192V166H191ZM8 169H9V168H8ZM14 169H15V168H14ZM14 169H13V167H12V169L10 168V170H13V172L15 171V172H14V174L16 173L15 175H17V173H18V175H19V173H20L19 171H20V170H17V171H18V172H17L16 169H15V170H14ZM108 169L111 170L112 167H111V168H108ZM143 169H144V168H143ZM145 169H146V168H145ZM145 169H144V171H147V170H148V169H147V170H145ZM200 169H201V168H200ZM230 169H231V168H230ZM232 169H233V168H232ZM26 170H27V169H26ZM26 170H25V171H26ZM150 170H149V171H150ZM182 170H184V169H182ZM251 170H253V169H251ZM2 171H3V170H2ZM25 171H24L25 174H24V173H23L24 175L22 174L23 177L25 176V177H24V178H25L24 180H26V176H28V178L30 177L29 179H30L31 181H35V180H32L31 177L34 178V175H35V174H37V175L41 174V175H42V170L39 171L40 173L37 172L36 170H33V171H32L33 174L35 173L33 176H29V175H27ZM141 171H142V170H141ZM149 171H147V172H149ZM168 171H169V170H168ZM189 171H191V170H189ZM247 171L249 172V170H247ZM0 172H1V170H0ZM27 172H28V170H27ZM32 172H31V173H32ZM142 172H143V171H142ZM187 172H188V171H187ZM194 172H195V171H194ZM4 173H5V171H4ZM29 173H30V172H29ZM29 173H28V174H29ZM31 173H30V175H31ZM38 173H39V174H38ZM168 173H171V172H168ZM189 173H190V172H189ZM195 173H196V172H195ZM195 173H194V175H195ZM2 174H3V173H2ZM5 174H7V173H5ZM122 174H123V173H122ZM135 174H136V173H135ZM179 174H180V173H179ZM183 174H184V173H183ZM183 174H182V175H183ZM192 174H193V173H192ZM197 174H198V173H197ZM197 174H196V175H197ZM199 174H200V173H199ZM202 174H203V173H202ZM15 175H14V176H15ZM18 175H17V176H18ZM20 175H21V173H20ZM41 175H40V176H41ZM138 175H139V174H138ZM158 175H159V174H158ZM158 175L155 174V175H153V176H155L154 178H156ZM167 175H168V174H167ZM169 175H170V174H169ZM194 175H193V176H194ZM2 176L5 177V175H2ZM7 176H8V175H7ZM142 176H143V174H142ZM153 176H152V179H153ZM173 176H174V173H173ZM177 176H178V175H177ZM38 177H39V176H38ZM38 177H37V180H40V179H38ZM56 177H58V176L55 175V178H56ZM145 177H146V176H145ZM159 177H160V176H159ZM175 177H176V176H175ZM183 177H185V175H184ZM248 177H249V176H248ZM15 178H16V177H15ZM18 178H20V177H18ZM28 178H27V179H28ZM35 178H36V175H35ZM35 178H34V179H35ZM39 178H41V177H39ZM104 178H105V177H103V179H104ZM118 178H119V177H118ZM121 178H124L123 175H122ZM142 178H144V176H143ZM150 178H151V177H150ZM193 178H194V177H193ZM8 179H9V178H8ZM12 179H13V178H12V176H11V180H12ZM16 179H17V178H16ZM29 179H28V180H29ZM57 179H58V178H57ZM105 179H106V178H105ZM113 179H114V178H113ZM113 179L110 180L111 183H112V181L115 182V180H113ZM115 179H117V178H115ZM124 179H125V178H124ZM128 179H130V178L128 177ZM249 179H250V178H249ZM256 179H257V178H256ZM261 179H262V178H261ZM261 179H257L258 181H256V182H259V180H261ZM17 180H18V179H17ZM19 180H20V179H19ZM24 180L22 179L23 182H24ZM42 180H43V179L41 178V180H40V181H36V183L40 184V182H41ZM108 180H109V179H108ZM119 180H120V178H119ZM121 180H122V179H121ZM145 180H146V179H144V181H145ZM154 180H155V179H154ZM158 180H159V179H158ZM167 180H168V177H167ZM172 180H174V179H172ZM175 180H176V179H175ZM175 180H174V181H175ZM192 180H193V179H192ZM192 180H191V181H192ZM200 180H201V179H200ZM203 180H204V176H203ZM251 180H252V179H251ZM253 180H254V179H253ZM263 180H264V178H263ZM4 181H5V179H4ZM15 181H16V180H15ZM44 181H45V180H44ZM46 181H47V180H46ZM50 181H52V180H50ZM103 181H104V180H102V182H103ZM106 181H107V179H106ZM117 181H118V180H117ZM117 181H116V182H117ZM122 181H123V180H122ZM126 181H127V180H126ZM134 181H135V180H134ZM134 181H133V182H134ZM146 181H147V180H146ZM151 181H153V180H151ZM155 181H156V180H155ZM174 181H173V183H174ZM196 181H197V180H196ZM196 181H195V183H196ZM198 181H199V179H198ZM241 181H242V180H241ZM7 182H8V181H7ZM19 182L21 183V181H19ZM23 182H22V183H23ZM116 182H115V183H116ZM133 182H132V183H133ZM168 182H169V180H168ZM204 182H205V181H204ZM237 182H238V181H237ZM246 182H247V180H246ZM246 182H244V183H246ZM262 182H263V181H262ZM2 183H3V182H2ZM44 183H45V182H43V184H44ZM56 183H58L57 187H59V183H60V182H57V180H56ZM119 183H120V182H119ZM130 183H131V182H130ZM150 183H151V182H150ZM197 183H198V182H197ZM199 183H202V182L199 181ZM240 183H242V182H240ZM260 183H261V181H260ZM260 183H258V186H262V187H263V185H264L263 183H264V182L262 183L263 185L260 184ZM7 184H8V183H7ZM17 184H18V183H17ZM33 184L35 185V183H33ZM38 184H37V186H38ZM102 184H103V183H102ZM117 184H118V183H117ZM117 184H116V185H117ZM120 184H121V183H120ZM123 184H124V183H123ZM125 184H128V183L126 182ZM248 184H249V183H248ZM8 185H9V184H8ZM24 185L26 186L27 184H24ZM24 185H23L22 187H24ZM29 185H31V183H29ZM149 185H150V184H149ZM200 185H201V184H200ZM246 185H247V184H246ZM251 185H252V184H251ZM254 185H255V183L253 184V186H254ZM2 186H3V185H2ZM6 186H7V185H6ZM32 186H33V185H32ZM100 186H101V185H100ZM118 186H119V185H118ZM122 186H123V187H122ZM125 186H127V185H125ZM197 186L200 187L199 185H196V189H197ZM12 187H13V186H12ZM14 187H15V185H14ZM26 187H28V185H27ZM34 187H35V186H34ZM34 187H33V188H34ZM136 187H137V186H136ZM165 187H166V186L163 185V188L166 190ZM248 187H250V186H248ZM262 187H261V188H262ZM4 188H5V186H4ZM6 188H7V187H6ZM59 188H60V187H59ZM61 188H62V187H61ZM61 188H60L59 190H62ZM98 188H101V187H98ZM117 188H118V187H117ZM119 188H120V186H119ZM121 188H123V191H124L127 187L124 188V185H121ZM245 188H246V187H245ZM245 188H244V189H245ZM251 188H252V187H251ZM259 188H260V187H259ZM22 189L24 190V189H26V188H22ZM34 189H35V188H34ZM136 189L138 190V188H136ZM211 189H212V188H211ZM40 190H41V187H40ZM59 190H58V191H59ZM66 190H68V189H66ZM66 190L64 189V191H66ZM69 190H70V189H69ZM129 190H130V188H129ZM140 190H141V189H140ZM254 190H255V188H254ZM259 190H260V189H259ZM26 191H27V190H26ZM26 191H25V192H26ZM32 191H33V189H32ZM70 191H71V190H70ZM70 191H69V192H70ZM126 191H127V190H126ZM146 191H147V190H146ZM241 191H242V190H241ZM248 191H249V190H248ZM33 192H34V191H33ZM35 192H36V191H35ZM40 192H41V191H40ZM97 192L99 193L98 189H97ZM100 192H101V191H100ZM102 192H103V191H102ZM166 192H168V191H166ZM194 192H195V191H194ZM194 192H193V195H191V196H193V197L195 196V193H196L197 191H196L195 193H194ZM237 192H238V191H237ZM237 192H235V193H236V195H235L236 198H237V196H238V195H237ZM239 192H240V191H239ZM245 192H246V191H245ZM249 192H250V191H249ZM249 192H246V193L248 194ZM255 192H256V191H255ZM41 193H42V192H41ZM85 193H87V192H85ZM103 193H104V192H103ZM139 193H140V192L137 191V194H138V195H141V194H139ZM164 193H165V192H164ZM164 193H163V194H164ZM229 193H230V192H229ZM241 193H242V192H241ZM259 193H260V192H259ZM259 193H258V194H259ZM66 194H67V193H66ZM68 194H69V193H68ZM70 194H72V193H70ZM87 194H88V193H87ZM87 194H85V198H86V195H87ZM96 194H97V193H94L95 197L98 196V195L96 196ZM126 194H128V193L126 192ZM142 194H143V193H142ZM155 194H156V193H155ZM155 194H154V195H155ZM242 194H243V193H242ZM244 194H245V193H244ZM247 194H246V195H247ZM262 194H264V192H263ZM22 195H23V194H22ZM59 195H61V194L58 193L57 196H59ZM77 195H79V197L82 198L81 194H77ZM88 195H89V194H88ZM88 195H87V196H88ZM92 195H93V194H92ZM92 195H91V196H92ZM101 195H102V194H101ZM120 195H121V194H120V192H119V196H120ZM124 195H125V194H124ZM129 195H130V194H129ZM196 195H198V194L196 193ZM62 196H63V195H62ZM65 196L68 197V195H65ZM65 196L63 197L64 200H65ZM70 196H72V195H69V197H70ZM91 196H90V197H91ZM108 196H109V195H108ZM135 196L137 197V195H135ZM144 196H145V194H143L142 196H140V198H142V197H143V198H146V197H144ZM152 196H153V195H152ZM152 196H151V198H153ZM155 196H156V195H155ZM157 196H159V195H157ZM191 196H190V197H191ZM232 196H234V195L232 194ZM235 196H234V197H235ZM240 196H241V195H239V197H240ZM242 196H243V195H242ZM260 196H261V194H260L258 197H260ZM73 197H74V195H73L71 198H73ZM77 197H78V196H77ZM77 197H76L77 200H75V198H73V199L75 200L74 202H72L73 205L75 204V202H76V203L78 202V198H79V197H78V198H77ZM95 197H94V202H95L94 205L97 207V205H98L97 203H99V201H97V200L95 199ZM110 197H111V196H110ZM123 197H124V199L127 200V202L129 201V197H126V196H123ZM125 197H126V198H125ZM193 197H192V198H193ZM243 197H246V196H243ZM254 197H255V196H254ZM254 197H253V198H254ZM263 197H264V196H261V200H262ZM24 198H25V197H24ZM63 198H60V197H59V198H55L54 200L56 201V200L58 199V201L61 203V199H63ZM99 198H100V197H99ZM112 198H113V197H112ZM127 198H128V199H127ZM137 198H138V197H137ZM143 198H142V201L145 200V199L143 200ZM151 198H150V199H151ZM159 198H160V197H159ZM195 198H196V197H195ZM201 198H202V197H201ZM253 198L251 197L252 200L249 199V198H248V199L251 200V201H253ZM79 199H80V198H79ZM82 199H83V198H82ZM90 199H91V198H90ZM153 199H154V198H153ZM153 199L151 200V202L153 201V203H154V200H153ZM164 199H165V198H164ZM196 199H197V198H196ZM255 199H256V197H255ZM66 200H67V199H66ZM66 200H65V201H66ZM69 200H70V198H69ZM95 200H96V201H95ZM101 200H102V198L100 199V202H102ZM114 200H115V199H114ZM114 200H111V202L114 201ZM140 200H141V199H140ZM156 200H157V198H156ZM199 200H201V199H199ZM245 200H246V199H245ZM249 200H246V201H248V204L251 203ZM263 200H264V199H263ZM19 201H21V200H19ZM58 201H57V204H58ZM62 201H63V200H62ZM71 201H73V200H70V202H71ZM81 201L85 202L86 200H81ZM88 201H89V200L87 199L86 202L88 203ZM92 201H93V196H92V200H91V202H92ZM157 201H158V200H157ZM163 201H164V200H163ZM254 201H255V200H254ZM63 202H64V201H63ZM70 202H69V203H70ZM86 202H85V205L87 204ZM144 202H145V201H144ZM55 203H56V202H55ZM65 203H66V202H65ZM92 203H93V202H92ZM106 203H107V202H106ZM112 203H114V202H112ZM129 203H131V201H129ZM135 203H137V202H135ZM135 203H132V204H135ZM156 203H157V202H156ZM244 203L246 204V202H244ZM253 203H254V202H253ZM62 204H63V203H62ZM88 204H90V202H89ZM123 204H124V203H123ZM149 204H150V203H149ZM157 204H158V203H157ZM242 204H243V203H242ZM242 204H241V205H242ZM255 204H256V203H255ZM68 205H70V204L67 203V206H68ZM91 205H92V204H91ZM94 205H93V206H94ZM135 205H136V204H135ZM246 205H247V204H246ZM64 206H65V205H64ZM75 206H77V205H75ZM150 206H151V205H150ZM153 206H154V205H152V207H153ZM251 206H252V205H251ZM253 206H254V204H253ZM70 207H71V205H70ZM96 207H95L94 211L98 208V207H97V208H96ZM147 207H148V206H147ZM152 207H151V208H152ZM236 207H237V205H236ZM115 208H116V207H115ZM125 208H126V207H124V209H125ZM127 208L129 209V207H127ZM132 208H133V207H132ZM149 208H150V207H149ZM243 208H244V207H243ZM243 208H242V209H243ZM252 208H253V207H252ZM152 209H153V208H152ZM239 209H240V208H238L237 210H239ZM244 209H245V208H244ZM244 209H243V210H244ZM15 210H17V209H15ZM108 210H109V209H108ZM115 210H116V209H115ZM118 210H119V209H118ZM245 210H247V209H245ZM34 211H35V210H34ZM97 211L99 212L98 209L96 210V212H97ZM111 211H112V210H111ZM119 211H120V210H119ZM128 211H129V210H128ZM133 211H134V210H133ZM167 211H168V210H167ZM96 212H95V213H96ZM120 212H121V211H120ZM152 212H153V211H152ZM99 213H101V211H100ZM114 213H117V212H114ZM126 213H127V212H126ZM126 213H125V214H126ZM43 214H44V213H43ZM127 214H128V213H127ZM127 214H126V216H127ZM138 214H139V213H138ZM12 215H13V213H12ZM132 215H133V212H132ZM143 215H144V214H143ZM143 215H142V217H144ZM152 215H153V214H152ZM253 215H257V212H255ZM258 215H259V214H258ZM108 216H109V215H108ZM118 216H119V215H118ZM29 217H30V216H29ZM116 217H117V215H116ZM132 218H133V217H132ZM45 219H46V218H45ZM119 219H120V218H119ZM123 219H128V218H123ZM135 219H137V218L135 217ZM139 219H140V218H139ZM238 219H239V218H238ZM142 220H143V219H142ZM142 220H141V221H142ZM148 220H149V219H148ZM148 220L146 219V221H148ZM152 220H155V217H154V219H152ZM240 220H241V219H240ZM48 221H50V220H48ZM48 221H47V222H48ZM141 221H140V223H141ZM143 221H145V220H143ZM149 222H150V221H149ZM151 223H152V222H151ZM229 223H230V222H229ZM46 224H47V223H46ZM80 224H81V223H80ZM142 224H143V223H142ZM40 225H41V223H40ZM49 225H50V224H49ZM140 225H141V224H140ZM47 226H48V224H47ZM78 226H79V225H78ZM256 234H257V233H256ZM261 237H262V236H261ZM256 240L258 241V239H256ZM256 240H255V241H256ZM257 241H256V242H257ZM258 243H259V241L257 242V244H258ZM101 248H102V247H101ZM210 260H211V259H210Z\"/></svg>",
	"mask_w": 264,
	"mask_h": 264
},
{
	"label": "crops",
	"instance_id": "3",
	"mask_svg": "<svg viewBox=\"0 0 264 264\" xmlns=\"http://www.w3.org/2000/svg\"><path fill=\"white\" fill-rule=\"evenodd\" d=\"M0 3V46L2 48L6 45L10 47L16 45L25 46L29 37L25 39L24 36L28 35L30 33L29 30L34 28V26H38L41 22L30 16L38 12L33 7L35 2L0 0ZM26 13L28 15H25Z\"/></svg>",
	"mask_w": 264,
	"mask_h": 264
}]
</instances>
